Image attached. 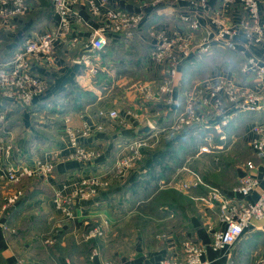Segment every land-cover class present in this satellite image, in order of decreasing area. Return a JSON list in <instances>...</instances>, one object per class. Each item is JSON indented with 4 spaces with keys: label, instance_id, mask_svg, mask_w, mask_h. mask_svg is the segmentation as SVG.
Listing matches in <instances>:
<instances>
[{
    "label": "crops",
    "instance_id": "0c3cea01",
    "mask_svg": "<svg viewBox=\"0 0 264 264\" xmlns=\"http://www.w3.org/2000/svg\"><path fill=\"white\" fill-rule=\"evenodd\" d=\"M31 1L35 7L24 19L15 21L16 31L0 27V53L4 59L12 55L27 35L42 33L54 27L56 17L50 0ZM111 1L128 11L143 13L145 20L141 32L133 40L123 38L116 42L114 39L103 53L106 55L105 58L102 56V60L107 72L92 78L84 72L83 67H74L81 55L80 50L60 51L52 72L39 69L42 76L50 80V89L45 96L35 100L30 110L8 100L1 102L7 113V130L2 132L0 126V139L8 136L18 151L0 163V197L14 189V185L5 179L7 165L34 167L38 161L52 163L54 170L46 179L24 178L15 186L24 190V198L11 219H5L10 230L7 231L0 224V264H16L18 259H25L28 264H158L171 256L183 258L182 245L188 239L196 240L206 247L203 256L206 264H259L264 258V220L254 221L236 245L223 251H214L211 248L213 234L225 227L221 222L220 207L218 204L208 206L185 199L188 196L190 199L201 196L199 190L204 191V196L207 194L205 187L194 188L189 192L178 188V183L193 180L189 171H183L185 165L175 168L167 185L170 186L175 180L173 188L184 197L179 198L178 202L172 201L170 195L159 192L148 198L152 200L144 204L147 206L141 207L139 202L143 195L128 190L135 181L149 173L152 159H148L147 153L160 152L170 142H181L185 135L184 132L170 139L162 134L156 150H145L142 159L131 169L122 173L118 167V162L129 155L128 142L140 136L138 131L143 127L135 118H126L125 112L133 110L148 117L156 114L154 107L140 105L132 88L134 83L141 80L160 81L164 78V73L148 59L153 42L149 32L156 28L169 34L180 28L182 23L179 15L185 9L183 4L175 0H166L164 4L157 5L154 0ZM211 5L220 17L228 21L238 20L239 11L222 7L214 1ZM82 14L89 19L87 11ZM90 24L95 26L93 21ZM81 30L84 36L90 34L87 28ZM238 40L236 52L215 50L202 60L193 57L185 63L178 79L182 84L181 91L192 88L195 83L212 74L234 75L239 81L245 82L246 77L240 75L238 70L248 55L245 56L244 38ZM254 53L264 61V47L255 49ZM133 70L139 71L142 76L130 79L125 72ZM144 74H148L149 79ZM69 88L90 93L93 98L90 96V100H85L79 97V100L71 103L74 107L67 110L66 104L62 103H67L69 98L59 97ZM118 92L121 95L118 96ZM180 95L178 90L176 97L180 98ZM44 99L45 102L41 103ZM55 104H58L57 112L53 109ZM10 105H16L19 109L12 111ZM62 109L67 111L60 114ZM100 110H118L121 118L105 120L103 132H96L82 140L83 145L98 156L86 163L79 162L73 158L66 121L69 120L70 127L80 130L85 123L95 125ZM179 111L181 106L177 104L166 110L159 117L160 124L169 123ZM50 116L56 118L54 126L46 127L44 120L40 122L44 129L36 126V122L49 120ZM257 119L264 123V114L258 118L247 114L238 116L226 129L227 137L223 140L218 136L216 139V145L220 148L215 149V153L221 149L229 152L223 155L222 163H198L197 168H191L190 171L201 178L204 175V183L238 200L240 196L235 192V187L245 174L246 162L253 160L257 165L261 164L246 142V133ZM6 132L9 134L6 135ZM211 155L206 154L208 157ZM92 177L108 186L89 200L73 198L80 181ZM262 190L264 183L247 197V201L255 203ZM58 195L71 199L69 204L58 207L55 202ZM103 219L106 222L104 238H88ZM50 239L53 240L52 244L48 243ZM96 248L99 249V255L92 259V252Z\"/></svg>",
    "mask_w": 264,
    "mask_h": 264
},
{
    "label": "built area",
    "instance_id": "2783aa9c",
    "mask_svg": "<svg viewBox=\"0 0 264 264\" xmlns=\"http://www.w3.org/2000/svg\"><path fill=\"white\" fill-rule=\"evenodd\" d=\"M184 5L185 11L179 15L181 27L167 34L153 28L149 35L153 42L149 49L148 59L164 73L160 81L141 80L132 88L141 106L156 109L154 117L140 115L133 110L125 112L126 118H135L142 126H148L150 133L138 136L127 144L129 155L118 162L122 173L131 169L140 161L145 150H154L162 134L175 138L186 131L192 132L197 141L196 156L211 154L220 146L216 145L218 136L225 139L226 129L242 114L258 118L264 114V61L255 53L257 48L264 47V0H175ZM222 7L239 11L237 21H228L220 17L212 2ZM56 17L54 27L42 33L27 35L8 59L0 53V126L2 132L7 121V113L2 101L8 100L28 109L35 100L45 96L50 89V80L43 77L40 68L52 72L57 65L60 51L80 50L81 55L76 62L80 63L84 72L92 78L107 72L102 60V53L113 44V40L125 38L133 40L142 30L145 16L141 12L128 11L111 0H50ZM166 0H154V4H164ZM31 0H0V27L16 31L15 21L24 19L34 9ZM87 11L89 19L83 16ZM93 21L95 26L91 25ZM82 28L90 30L88 36L82 35ZM244 38L247 57L239 66V74L246 77L241 82L233 76L212 74L193 85L182 89L178 82L181 68L193 57L202 60L215 50L236 52L239 38ZM119 39V40H118ZM231 73V72H229ZM180 91V98L176 94ZM181 106L173 119L161 125L159 117L174 105ZM95 125L84 124L82 129L70 127L66 121V131L73 149V158L86 163L95 159L98 154L87 149L82 140L105 130V120L121 118L118 110H100ZM199 127L190 129L193 125ZM9 133L6 132V135ZM249 149L259 159L260 165L249 160L245 164V174L239 178L235 192L238 200L228 197L224 192L204 183L195 172L190 171L193 180L179 184V189L190 191L202 186L207 194L198 198L202 204L215 206L221 211V222L224 229L213 234L211 248L223 251L236 245L244 232L254 221L264 220V190L255 203H249V197L264 183V123L258 119L246 133ZM18 151L10 138L0 139V163ZM54 165L36 162L34 167H5L6 181L14 185V189L0 197V224L9 231L5 224L7 213L12 207L20 204L24 198V190L17 186L24 178L46 179L52 174ZM108 184L98 178H84L74 193L73 198L83 201L99 195ZM71 200V199H70ZM68 199L58 195L56 204L62 208L69 204ZM104 236V225H98L88 238ZM48 243L52 244L50 239ZM183 258L167 257L158 264H206L203 256L206 247L196 240L183 242ZM99 249L91 255L95 259ZM16 264H28L25 259H18ZM121 264V263H120ZM259 264H264V258Z\"/></svg>",
    "mask_w": 264,
    "mask_h": 264
},
{
    "label": "trees",
    "instance_id": "16d2710c",
    "mask_svg": "<svg viewBox=\"0 0 264 264\" xmlns=\"http://www.w3.org/2000/svg\"><path fill=\"white\" fill-rule=\"evenodd\" d=\"M102 56L104 58L106 57V55L103 53H102ZM72 88L67 89L59 97V99L69 98L67 103L63 102L62 104H70L71 105V103L75 102L76 99L79 100V97L80 98L83 97V98H85V100H90V96H91L90 93L85 94V92L83 93L81 91H73ZM43 102H45V99L41 103H43ZM55 102H57V101H55ZM41 103H40V105H41ZM62 104H60L59 106H61ZM57 107H58V104L56 105V107L53 108L55 112L58 111ZM66 107L69 108L70 106L66 105ZM30 109L31 108H28V110H30ZM61 113H65V110L62 109ZM163 124L166 125L167 123H163ZM180 141L181 142H179V143H176L175 141L168 143L166 148L160 152L154 151V152L147 153L148 159H152L149 173L144 178L140 177V179L135 181L131 185V187L128 189L129 191H131L135 194L143 195V199L139 203L148 202L149 201L148 198H150L153 194H157L159 192L170 195L171 197H173L172 201H175V202H178L179 198H184L182 193L178 192L175 189H168L167 191H160V189L164 185H166V186L168 185V181L170 180V175L174 172L175 168L183 166L186 163L187 157L190 155V153H193V152L197 153V151H198L199 145L197 144V141H195L192 138V132L191 131H186L183 139ZM199 187H202V186H198L195 188L197 189ZM193 189H191V190H193ZM185 192H189V191H185ZM198 193H200L201 196H199L197 198L191 197L193 200L190 199L189 196H188V198H185V199L191 200V201H193V203H194V201L201 202L198 200V198L204 196V191L199 190ZM18 208H19V205L16 207H12L8 211V213H7L8 220L11 219V216L16 212V210Z\"/></svg>",
    "mask_w": 264,
    "mask_h": 264
},
{
    "label": "rangeland",
    "instance_id": "374dc122",
    "mask_svg": "<svg viewBox=\"0 0 264 264\" xmlns=\"http://www.w3.org/2000/svg\"><path fill=\"white\" fill-rule=\"evenodd\" d=\"M136 42H134L133 43V45L135 44ZM136 48V47H135ZM230 56L232 55V54H229ZM128 74V76H129V78L130 79H132L133 80V78L134 79H137V78H140L142 75V73H139V71H137V70H133V71H128V72H125V74ZM144 77L145 78H148V74H144ZM149 79V78H148ZM120 90H122V89H120ZM118 94V96L119 95H121V93L120 92H118L117 93ZM123 96V95H122ZM122 96H120V97H122ZM124 98V97H123ZM126 100V99H125ZM124 100V101H125ZM126 102H127V100H126ZM125 102V103H126ZM66 105H68V106H70L69 108L70 109H72L74 106H71V105H73V104H66ZM69 108L67 109V110H69ZM10 109L13 111V110H16L17 111V109H19L18 108V106H16V105H10ZM67 110H65V111H67ZM60 114H63V113H60ZM58 117H59V115H58ZM34 118H38V116H34ZM56 118L55 117H53V116H50V119L48 120V119H41V120H39V122H36V126H40L41 124H40V122L42 121V120H44L43 122H45L46 124H45V126L47 127L48 125H55L57 122H55L54 120H55ZM35 121H37L36 119H35ZM39 123V124H38ZM42 125H44V123H42ZM40 129H44L42 126H40ZM225 141H227V142H229V140H225ZM231 144V143H230ZM226 148V147H225ZM162 149V148H161ZM164 149V148H163ZM154 150H156V149H154ZM222 150V149H221ZM221 150H219V152L218 153H215L216 151L214 150V153H213V155H211L212 157H208V156H206V154H202V155H200V156H196V153L195 152H193V153H190V155L187 157V161H186V163L184 164L185 166V168H183V171H185V173L187 172L188 173V171L191 169V168H193V169H195V168H197V164L198 163H222V157H223V155H227V153H229V152H227V150L225 151V152H223V151H221ZM206 158H208V159H206ZM219 158H220V160H219ZM203 175V174H202ZM201 175V176H202ZM181 177V176H180ZM202 178L204 179V175L202 176ZM176 180L178 181L179 180V176H177V178H176ZM181 183V182H180ZM175 180L173 179L172 180V183L170 184V186H166V185H164L161 189H160V191H167L168 189H171V188H173V187H175ZM178 188H179V183H178ZM174 189V188H173ZM141 202V201H140ZM148 203H150V201L149 202H146V204H148ZM199 203H201V202H199ZM145 203H140V205L139 206H143ZM144 206H147V205H144ZM98 225H104V232H105V226H106V222H105V219H103L102 221H101V223L100 224H97V226ZM103 238H104V236H102ZM102 237H100V238H102Z\"/></svg>",
    "mask_w": 264,
    "mask_h": 264
},
{
    "label": "water",
    "instance_id": "95a60500",
    "mask_svg": "<svg viewBox=\"0 0 264 264\" xmlns=\"http://www.w3.org/2000/svg\"><path fill=\"white\" fill-rule=\"evenodd\" d=\"M74 67H78V68H80V67H82V65L80 64V63H77L76 62V64H75V66ZM197 127H199V125H193V126H191L190 127V129H194V128H197ZM139 134L141 135V136H144V135H148L149 133H150V128L148 127V126H143V127H141L140 129H139Z\"/></svg>",
    "mask_w": 264,
    "mask_h": 264
}]
</instances>
